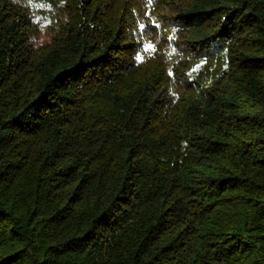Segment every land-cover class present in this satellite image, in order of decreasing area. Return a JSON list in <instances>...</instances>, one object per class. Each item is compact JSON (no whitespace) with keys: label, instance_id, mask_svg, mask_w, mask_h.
<instances>
[{"label":"trees","instance_id":"obj_1","mask_svg":"<svg viewBox=\"0 0 264 264\" xmlns=\"http://www.w3.org/2000/svg\"><path fill=\"white\" fill-rule=\"evenodd\" d=\"M0 264H264V0H0Z\"/></svg>","mask_w":264,"mask_h":264},{"label":"snow or ice","instance_id":"obj_2","mask_svg":"<svg viewBox=\"0 0 264 264\" xmlns=\"http://www.w3.org/2000/svg\"><path fill=\"white\" fill-rule=\"evenodd\" d=\"M148 2H149V4H151L152 0H148ZM143 27H144V26L141 25V28H143ZM152 48H154V46L151 45V44H148V45L146 46V50H149V49H152ZM138 59L142 60L143 58H142V57H138Z\"/></svg>","mask_w":264,"mask_h":264}]
</instances>
